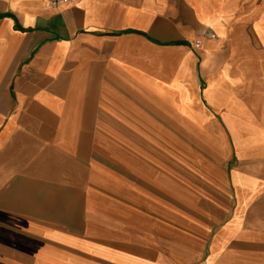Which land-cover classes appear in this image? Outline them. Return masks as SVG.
I'll use <instances>...</instances> for the list:
<instances>
[{
	"label": "crops",
	"instance_id": "0c3cea01",
	"mask_svg": "<svg viewBox=\"0 0 264 264\" xmlns=\"http://www.w3.org/2000/svg\"><path fill=\"white\" fill-rule=\"evenodd\" d=\"M251 1L0 0V242L78 241L88 264H264V0ZM77 171L88 237L48 216Z\"/></svg>",
	"mask_w": 264,
	"mask_h": 264
},
{
	"label": "rangeland",
	"instance_id": "374dc122",
	"mask_svg": "<svg viewBox=\"0 0 264 264\" xmlns=\"http://www.w3.org/2000/svg\"><path fill=\"white\" fill-rule=\"evenodd\" d=\"M252 4L259 3L258 0H252ZM132 139V138H131ZM130 145H134V140H125ZM122 142V141H121ZM108 143L101 138L97 139V147H100ZM92 158L101 160V155L96 152L93 153ZM128 167V166H127ZM113 171L116 172L117 168L113 165ZM119 168H123L120 166ZM128 173L132 174L131 168ZM123 174L122 169L118 170ZM129 175V174H127ZM100 170L90 171L88 170V184H91L92 189L100 191L104 180L100 178ZM77 188L75 194H62L59 200H54L52 205L55 206L54 213L48 212L50 220L59 223L62 227H68L74 229L79 235H86L88 237V215H91L90 200L91 196L86 197L84 192L85 174L82 171H77ZM113 187H116L113 184ZM130 188H127V191ZM125 197L131 196V194H124ZM4 188L0 187V199H5ZM0 224H5V219L0 218ZM10 229H14L11 227ZM44 240H46L44 238ZM69 243V242H68ZM67 242H54L52 249H45V251H34L29 249H18L21 245L12 244L9 245L6 242H0V264H88V250L77 241L73 246ZM12 247V249H10ZM27 247V246H26Z\"/></svg>",
	"mask_w": 264,
	"mask_h": 264
},
{
	"label": "built area",
	"instance_id": "2783aa9c",
	"mask_svg": "<svg viewBox=\"0 0 264 264\" xmlns=\"http://www.w3.org/2000/svg\"><path fill=\"white\" fill-rule=\"evenodd\" d=\"M70 1L71 0H49V3L54 6V5H58V4H62V3H68ZM215 36L216 35L214 33L211 34V37H215ZM196 44L198 46H200L201 45V40H197Z\"/></svg>",
	"mask_w": 264,
	"mask_h": 264
}]
</instances>
